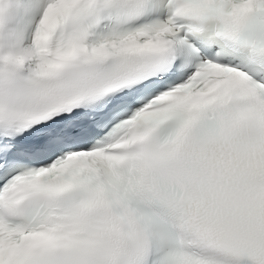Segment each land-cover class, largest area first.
<instances>
[{
  "label": "snow or ice",
  "instance_id": "snow-or-ice-1",
  "mask_svg": "<svg viewBox=\"0 0 264 264\" xmlns=\"http://www.w3.org/2000/svg\"><path fill=\"white\" fill-rule=\"evenodd\" d=\"M0 264H264V0H0Z\"/></svg>",
  "mask_w": 264,
  "mask_h": 264
},
{
  "label": "clouds",
  "instance_id": "clouds-1",
  "mask_svg": "<svg viewBox=\"0 0 264 264\" xmlns=\"http://www.w3.org/2000/svg\"><path fill=\"white\" fill-rule=\"evenodd\" d=\"M120 231L117 233H109L106 235L105 239L107 242L115 244L119 247H124L130 242L129 233L133 231L138 225L135 222L123 223L120 226Z\"/></svg>",
  "mask_w": 264,
  "mask_h": 264
}]
</instances>
